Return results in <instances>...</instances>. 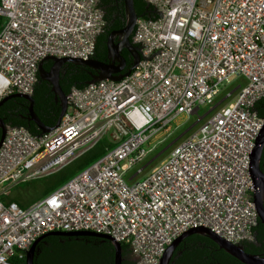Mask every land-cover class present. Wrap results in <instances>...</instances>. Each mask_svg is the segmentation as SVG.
<instances>
[{
	"label": "built area",
	"instance_id": "obj_1",
	"mask_svg": "<svg viewBox=\"0 0 264 264\" xmlns=\"http://www.w3.org/2000/svg\"><path fill=\"white\" fill-rule=\"evenodd\" d=\"M146 1L156 16L137 17L132 40L141 58L126 76L72 86L50 131L6 128L0 264H17L13 256L22 258L49 231L108 234L129 245L136 264H159L193 227L236 244L253 239L258 216L247 164L264 120L252 109L264 96V0ZM0 15V100L31 95L47 55L90 58L105 26L98 0H0ZM182 115L203 121L153 163L149 155ZM105 136L113 146L42 198L26 206L2 199Z\"/></svg>",
	"mask_w": 264,
	"mask_h": 264
},
{
	"label": "trees",
	"instance_id": "obj_2",
	"mask_svg": "<svg viewBox=\"0 0 264 264\" xmlns=\"http://www.w3.org/2000/svg\"><path fill=\"white\" fill-rule=\"evenodd\" d=\"M134 9L138 17L156 16L154 8L146 0H133ZM98 6L103 12L105 26L96 37L92 58L108 61L106 49V37L112 30H117L124 25L125 7L123 0H98ZM3 18L0 15V27ZM133 32L130 35L132 40ZM134 44V43H133ZM135 45V44H134ZM121 54L126 60L123 71L131 67L132 57L125 48ZM52 64L50 59L43 61V66L48 69ZM95 70L73 62L62 64L59 72V85L65 95L70 88L76 86L82 88L91 78ZM33 110L42 124L54 127L57 121L60 104L55 99V93L51 84L40 79L37 72V81L31 93ZM30 101L22 96H11L0 104V120L6 127L23 126L30 132L39 134L41 130L29 113ZM260 117H264V96L257 99L252 107ZM1 136V127H0ZM113 146L107 136L100 139L92 148L64 166L57 172L47 176L32 179L19 184L29 186L22 192L11 195L10 191L2 199L15 201L20 206H26L58 187L75 173L86 167L92 161L103 155L107 148ZM260 168L264 172V146L260 158ZM13 189V188H12ZM254 237L251 241L239 243L249 253L264 255V225L257 219L254 228ZM121 244V264H136L131 255L128 244ZM17 264H25V254L22 258L13 256ZM33 264H114V246L111 240L95 236H63L47 235L36 245ZM169 264H244L224 249L220 248L209 236L201 233L186 235L175 247Z\"/></svg>",
	"mask_w": 264,
	"mask_h": 264
},
{
	"label": "water",
	"instance_id": "obj_3",
	"mask_svg": "<svg viewBox=\"0 0 264 264\" xmlns=\"http://www.w3.org/2000/svg\"><path fill=\"white\" fill-rule=\"evenodd\" d=\"M125 7V22L124 25L117 29L112 30L106 37V49H107V60L102 61L95 58H74V57H56L53 55H47L40 59L38 62V76L40 79L46 80L51 84V88L55 93V99L59 101L60 111L55 123V126L59 124L61 116L64 114L68 101L67 95L62 91L59 85V72L63 63L65 62H73L78 64H84L95 70L94 73L91 74V78L87 81V84L99 81L102 79H113L119 80L123 76H126L131 68L135 67L140 58V49L139 46L134 45L130 41V35L134 30L136 19L138 17L135 9L133 0H123ZM125 48L129 51L132 57V64L129 69L123 71L126 66V60L124 56L121 54V50ZM50 59L52 61L51 66L46 69L43 66V61ZM11 96H22L30 101L29 104V113L31 119L36 122L37 126L41 130V132L50 131L53 127H47L40 122L36 114L33 110V99L30 94H25L22 92H15L4 96L0 100V104H2L6 99ZM54 126V127H55ZM1 127V136H0V144L4 137L6 126L0 120ZM264 146V120L256 134L254 139L252 148L248 152V172L251 178L253 193L252 199L255 205V209L257 212V216L259 221L264 225V172L260 168V158L262 149ZM201 233L209 236L213 241L217 243V245L224 249L226 252L240 260L244 264H264V255L253 254L245 251L240 244L232 243L224 239L223 237L216 234L214 231L209 229L208 227L198 226L189 228L180 234L170 245L167 246L163 255L161 256L159 264H169L170 258L173 254L175 247L178 243L188 234L190 233ZM47 235H63V236H95L101 237L104 239H109L112 241L114 246V264H121L122 256H121V244L114 240L110 235L105 233H98L90 230H77V231H49L46 232L39 237H37L29 248L26 251L25 255V264H33V257L37 243Z\"/></svg>",
	"mask_w": 264,
	"mask_h": 264
},
{
	"label": "rangeland",
	"instance_id": "obj_4",
	"mask_svg": "<svg viewBox=\"0 0 264 264\" xmlns=\"http://www.w3.org/2000/svg\"><path fill=\"white\" fill-rule=\"evenodd\" d=\"M240 81L243 83H245V79L243 77H240ZM222 96V95H221ZM220 96V97H221ZM217 97L216 99L220 98ZM211 107V105H208L206 107H201V109L198 111L199 115H203L204 113H206L209 108ZM214 111H212L208 116H206L205 118H203V120H205L206 118H208ZM199 118L197 117V115H191V117L186 120L185 116L182 115L180 117H178L175 122L172 123V125H178L179 127L174 131L173 135L167 139L165 142H163L162 144L157 146V149L152 152L148 159L153 158L154 156H156V158L154 159L153 163H156L157 161L163 159L169 152L170 147H165L169 142H171L173 139H175L177 137V139H175L174 141L177 143L181 140H183L184 138L187 137V135L192 132L195 128H197V126L203 121H198ZM165 147V148H164ZM164 148V149H163ZM160 150H162L161 153H158ZM158 155V156H157ZM150 167H147L145 169V171H147ZM25 183V182H24ZM23 183V184H24ZM22 184V183H21ZM29 186L24 185V186H19L18 188H14L11 189L10 194L13 195L16 192H22L24 193V190L26 188H28Z\"/></svg>",
	"mask_w": 264,
	"mask_h": 264
},
{
	"label": "snow or ice",
	"instance_id": "obj_5",
	"mask_svg": "<svg viewBox=\"0 0 264 264\" xmlns=\"http://www.w3.org/2000/svg\"><path fill=\"white\" fill-rule=\"evenodd\" d=\"M53 203H55V201H53Z\"/></svg>",
	"mask_w": 264,
	"mask_h": 264
}]
</instances>
